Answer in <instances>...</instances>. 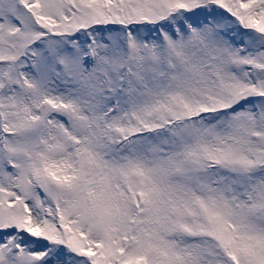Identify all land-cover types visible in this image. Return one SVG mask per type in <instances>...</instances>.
<instances>
[{
    "label": "snow or ice",
    "instance_id": "6c2138e0",
    "mask_svg": "<svg viewBox=\"0 0 264 264\" xmlns=\"http://www.w3.org/2000/svg\"><path fill=\"white\" fill-rule=\"evenodd\" d=\"M0 264H264V0H0Z\"/></svg>",
    "mask_w": 264,
    "mask_h": 264
}]
</instances>
